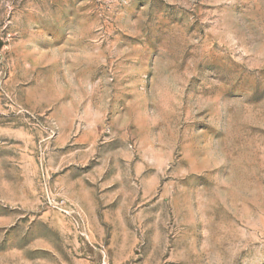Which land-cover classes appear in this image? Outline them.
Segmentation results:
<instances>
[{
    "label": "rangeland",
    "instance_id": "1",
    "mask_svg": "<svg viewBox=\"0 0 264 264\" xmlns=\"http://www.w3.org/2000/svg\"><path fill=\"white\" fill-rule=\"evenodd\" d=\"M0 264H264V0H0Z\"/></svg>",
    "mask_w": 264,
    "mask_h": 264
}]
</instances>
